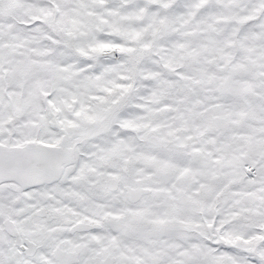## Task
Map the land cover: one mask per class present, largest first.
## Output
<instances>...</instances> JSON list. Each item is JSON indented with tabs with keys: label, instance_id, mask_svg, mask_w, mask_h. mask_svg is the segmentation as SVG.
<instances>
[{
	"label": "snow or ice",
	"instance_id": "snow-or-ice-1",
	"mask_svg": "<svg viewBox=\"0 0 264 264\" xmlns=\"http://www.w3.org/2000/svg\"><path fill=\"white\" fill-rule=\"evenodd\" d=\"M0 264H264V0H0Z\"/></svg>",
	"mask_w": 264,
	"mask_h": 264
}]
</instances>
